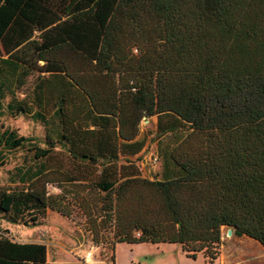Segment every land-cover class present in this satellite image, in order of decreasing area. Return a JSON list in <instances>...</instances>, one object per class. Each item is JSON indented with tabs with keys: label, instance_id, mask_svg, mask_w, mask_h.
<instances>
[{
	"label": "trees",
	"instance_id": "trees-1",
	"mask_svg": "<svg viewBox=\"0 0 264 264\" xmlns=\"http://www.w3.org/2000/svg\"><path fill=\"white\" fill-rule=\"evenodd\" d=\"M17 115L42 134L1 120ZM144 118L151 177L134 162ZM18 146L29 162L0 187L8 222L75 205L112 250L171 242L212 261L223 225L264 246V0H0V158ZM5 231L0 264H114L113 251L50 263L43 242Z\"/></svg>",
	"mask_w": 264,
	"mask_h": 264
},
{
	"label": "rangeland",
	"instance_id": "rangeland-1",
	"mask_svg": "<svg viewBox=\"0 0 264 264\" xmlns=\"http://www.w3.org/2000/svg\"><path fill=\"white\" fill-rule=\"evenodd\" d=\"M3 123L16 128L19 134L28 136H40L42 129L39 124L29 117L2 116ZM141 132H145V143L134 158L138 165L140 173L151 177L158 173L160 169V157L157 153V159L153 158L156 152V140L153 136V123H146V119L141 121ZM39 144V143H38ZM26 143L24 146H28ZM57 150V149H55ZM0 158V187L21 186L10 174L14 165L22 162H29L25 147L18 146L11 149L8 153L4 152ZM24 158H26L24 160ZM54 160V158L52 159ZM55 161L59 162L58 159ZM61 168L67 172L71 170V162L68 158L60 153ZM63 185H70L68 182H60ZM48 192H58L59 187L54 183H46ZM225 226L221 227L222 236L227 235ZM0 229H5L6 233L13 239L23 240H40L48 247L53 254L56 250L59 256H72L69 251H77L80 256L86 249H89L95 258L108 259L113 251L114 264H218L217 261L204 263L201 255L198 253L194 258L187 257L180 253V248L176 243L171 242H137L129 243L125 241L115 242L112 248L106 245L92 242L89 232L86 230V218L75 205H72L71 212L68 216L57 211L46 209L40 222L34 225H24L21 223L8 222L0 217Z\"/></svg>",
	"mask_w": 264,
	"mask_h": 264
},
{
	"label": "crops",
	"instance_id": "crops-1",
	"mask_svg": "<svg viewBox=\"0 0 264 264\" xmlns=\"http://www.w3.org/2000/svg\"><path fill=\"white\" fill-rule=\"evenodd\" d=\"M223 226L227 227V225ZM16 240L40 241L23 239ZM45 249V259L50 263L80 261L78 253L75 250L69 251L72 256L63 257L59 256L56 250H54V253L52 254L46 244ZM180 253L184 254L181 250ZM201 257L204 263H212L213 261H217L218 264H264V246L259 241L249 235H246L244 233L233 232V227L231 226L229 234L225 236H222L221 234V243L216 258L212 261H206L202 255ZM103 260L104 259H98L97 261Z\"/></svg>",
	"mask_w": 264,
	"mask_h": 264
},
{
	"label": "built area",
	"instance_id": "built-area-1",
	"mask_svg": "<svg viewBox=\"0 0 264 264\" xmlns=\"http://www.w3.org/2000/svg\"><path fill=\"white\" fill-rule=\"evenodd\" d=\"M145 119V118H144ZM153 158L155 159V156L153 155ZM79 258L84 262H93L97 261L99 258H95L94 254L91 253L89 249H86Z\"/></svg>",
	"mask_w": 264,
	"mask_h": 264
},
{
	"label": "water",
	"instance_id": "water-1",
	"mask_svg": "<svg viewBox=\"0 0 264 264\" xmlns=\"http://www.w3.org/2000/svg\"><path fill=\"white\" fill-rule=\"evenodd\" d=\"M230 230H231V226L227 225L226 230H225L226 234H229Z\"/></svg>",
	"mask_w": 264,
	"mask_h": 264
}]
</instances>
